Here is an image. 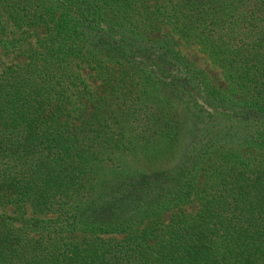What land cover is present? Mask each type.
Segmentation results:
<instances>
[{
    "label": "trees",
    "instance_id": "obj_1",
    "mask_svg": "<svg viewBox=\"0 0 264 264\" xmlns=\"http://www.w3.org/2000/svg\"><path fill=\"white\" fill-rule=\"evenodd\" d=\"M22 28L43 34L0 69V264H264V0H0V48Z\"/></svg>",
    "mask_w": 264,
    "mask_h": 264
},
{
    "label": "rangeland",
    "instance_id": "obj_2",
    "mask_svg": "<svg viewBox=\"0 0 264 264\" xmlns=\"http://www.w3.org/2000/svg\"><path fill=\"white\" fill-rule=\"evenodd\" d=\"M165 32H167V27H164L158 31H154L151 35L159 37ZM42 34L43 31L40 28H22L8 34L9 38H15L18 40L20 47L7 52L0 48V69L7 65L24 63L30 53L32 54V51L37 49L36 38ZM175 37L177 39V48L179 51H181L188 59L195 62L201 69H203L209 75L215 86L222 89L227 88L228 83L224 78L222 69L209 58L207 52L203 50L197 41L193 39L185 41L178 36ZM80 67L83 68V64H81ZM82 73L85 75V80L89 84L94 86L97 84L93 81L91 73H87V70L83 71ZM129 161L132 168L138 167L141 169H157L171 165L174 161V157H172L170 154L162 155L158 159H147L145 157L143 158L138 156L137 158L129 159ZM1 213L15 215V208L11 205L7 206L4 209H0V214ZM165 216L167 218L169 213L165 214Z\"/></svg>",
    "mask_w": 264,
    "mask_h": 264
}]
</instances>
